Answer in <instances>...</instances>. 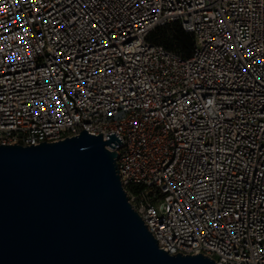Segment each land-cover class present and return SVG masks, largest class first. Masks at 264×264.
<instances>
[{
  "label": "built area",
  "instance_id": "obj_1",
  "mask_svg": "<svg viewBox=\"0 0 264 264\" xmlns=\"http://www.w3.org/2000/svg\"><path fill=\"white\" fill-rule=\"evenodd\" d=\"M0 8V145L115 132L124 190L160 249L264 264V0ZM174 24L193 37L188 58L153 38Z\"/></svg>",
  "mask_w": 264,
  "mask_h": 264
},
{
  "label": "water",
  "instance_id": "obj_2",
  "mask_svg": "<svg viewBox=\"0 0 264 264\" xmlns=\"http://www.w3.org/2000/svg\"><path fill=\"white\" fill-rule=\"evenodd\" d=\"M0 145V264H217L170 255L129 202L115 133Z\"/></svg>",
  "mask_w": 264,
  "mask_h": 264
},
{
  "label": "trees",
  "instance_id": "obj_3",
  "mask_svg": "<svg viewBox=\"0 0 264 264\" xmlns=\"http://www.w3.org/2000/svg\"><path fill=\"white\" fill-rule=\"evenodd\" d=\"M153 38L166 48L180 53L185 58L192 55L194 44L193 37L190 33L183 30L179 24L157 29L153 33Z\"/></svg>",
  "mask_w": 264,
  "mask_h": 264
},
{
  "label": "snow or ice",
  "instance_id": "obj_4",
  "mask_svg": "<svg viewBox=\"0 0 264 264\" xmlns=\"http://www.w3.org/2000/svg\"><path fill=\"white\" fill-rule=\"evenodd\" d=\"M2 11H3V9L0 8V12H2ZM93 26H95V25H93ZM13 55H15V54H13ZM261 63H264V61H261ZM249 67H251V65H249ZM257 79H259V77H257ZM209 103H211V101H209Z\"/></svg>",
  "mask_w": 264,
  "mask_h": 264
},
{
  "label": "bare ground",
  "instance_id": "obj_5",
  "mask_svg": "<svg viewBox=\"0 0 264 264\" xmlns=\"http://www.w3.org/2000/svg\"><path fill=\"white\" fill-rule=\"evenodd\" d=\"M109 149V148H108Z\"/></svg>",
  "mask_w": 264,
  "mask_h": 264
}]
</instances>
